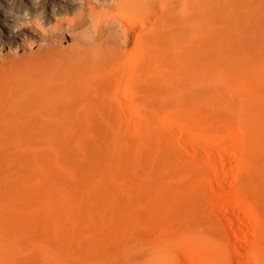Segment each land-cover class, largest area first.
<instances>
[{"label":"bare ground","instance_id":"1","mask_svg":"<svg viewBox=\"0 0 264 264\" xmlns=\"http://www.w3.org/2000/svg\"><path fill=\"white\" fill-rule=\"evenodd\" d=\"M183 132L242 145L233 200L264 264V0H0L5 260L229 264L206 197L217 169L182 153Z\"/></svg>","mask_w":264,"mask_h":264},{"label":"rangeland","instance_id":"2","mask_svg":"<svg viewBox=\"0 0 264 264\" xmlns=\"http://www.w3.org/2000/svg\"><path fill=\"white\" fill-rule=\"evenodd\" d=\"M128 50L131 51L132 49L130 48ZM135 56H136L135 51H132L126 57H127V60H128L130 57H135ZM173 125L175 126L176 123L174 124V122H173ZM176 130H177V127H176ZM185 132H187V131H185ZM182 137H183V140L181 141V144L179 145V148L181 147L180 150H182V153L184 155H186L188 157H190L192 154H201L204 157H208L209 156L210 160L213 161V164H214L213 171L217 169L216 173L212 172V170L209 169V174H210L209 175V185H210V189L213 190V191H210V190L208 191L207 190L206 197L208 199L209 209L211 211H213L220 218V220H221V222L223 224L224 230H225V232L223 233V240H224V245L227 248V253L225 254V256L223 258L229 264H260L259 258L254 253V248H255V245H256V243L258 241V238H259V235H260L258 224H256L257 222H255V218H253L251 215L247 214L245 216L246 213L245 212L243 213V211H244V210H242L243 207L240 208L242 205H240V201L239 200H233V198H236V197L241 200V198H242L241 196H242L243 192L246 190V186H247L246 185V181H245L246 177H245V175L242 172L241 165H237L239 163V161L241 163V156H242L243 151H242V149L240 147H242V145L240 143H233V142H231L232 140L231 141L228 140V142L223 143V145H221V144L220 145L219 144L215 145L214 143H211V144L208 145L209 147L202 148V147H199V146L191 143L190 140L188 139V135L186 133L183 132L182 133ZM236 145L239 148H237ZM222 146H224V147H222ZM227 146L229 147L230 151L231 150H233V151H231L229 153V152L226 151L227 150L226 149L224 151V153H225L224 154L222 149H225V147L227 148ZM218 147H220V149ZM229 149H228V151H229ZM205 150H206V152H205ZM239 151L241 152V155H240ZM191 152H194V153H191ZM221 153H223V155H219ZM236 153L239 154V157H237ZM238 158L240 160H238V163H237L235 161ZM231 161H232V163H231ZM230 163H231V165H233V163H235V164L237 163L236 165L235 164L233 165L234 170L237 167H238V170H239L238 173L236 172L237 174L235 173L237 175L236 179H235V176H233V175H235L234 172H233V175L231 174V170L232 169L225 170L226 168H228V166H230ZM220 165H222L223 167L220 168ZM223 170H224V172H223ZM225 172H229L230 174L229 173L227 174ZM230 175H232L233 178ZM215 177L216 178L218 177V178L215 180ZM220 178H221V180H220ZM218 179H219L220 182L217 183L216 181ZM219 186H223L224 193L227 191L225 193V195L228 196V200H229V203H230L229 208L232 205V207L230 208L232 211H230L229 208L227 209V211H225L224 208L222 209L221 205L217 206V205L214 204V201H215L214 200L215 199L214 195L215 194H216V198L218 199V196H217L216 192H218V190L220 189ZM234 188H236V189H234ZM232 189H233V191H231ZM221 190H222V188L220 189V191ZM228 191L229 192L231 191L229 194L233 193L231 195L233 197H231L228 194ZM234 192L237 193V194L235 195ZM231 201L232 202H236L237 201V203L236 204L235 203L232 204ZM238 201H239V203H238ZM237 204H239L240 207ZM234 210H236L238 212V214L235 211L236 214L233 216ZM231 215H232V217H229ZM236 215H237L238 218H241V220L243 222V225H242V222L237 218L238 221H239L238 223L241 224L242 228L246 230V233H245L246 234V238L244 236V239L240 238V240L239 239L237 240V238H235V237H237L236 234H235L236 232H233L232 228H230V227H237V226H235L236 221H237ZM238 215H240V216H238ZM254 217H256L259 220V218L256 215ZM225 219H226L227 222L225 221ZM227 219H229L230 221L227 220ZM228 221H229V223H228ZM231 221L234 223V225H233V223ZM230 222L232 224H230ZM229 225H231V226H229ZM234 229H235L234 231H236L237 228H234ZM233 233L235 235H232ZM181 261H182L183 264H186V261H185L184 257H181ZM0 264H12V263L8 262L7 260L4 259L3 256L0 255Z\"/></svg>","mask_w":264,"mask_h":264},{"label":"clouds","instance_id":"3","mask_svg":"<svg viewBox=\"0 0 264 264\" xmlns=\"http://www.w3.org/2000/svg\"><path fill=\"white\" fill-rule=\"evenodd\" d=\"M32 45L35 46V45H36V42H32ZM48 46H49V45L46 44V43H41V44H40V47H41V48H46V47H48Z\"/></svg>","mask_w":264,"mask_h":264}]
</instances>
